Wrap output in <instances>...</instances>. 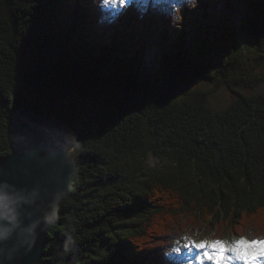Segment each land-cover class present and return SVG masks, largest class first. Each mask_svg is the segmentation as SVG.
I'll use <instances>...</instances> for the list:
<instances>
[{
    "label": "trees",
    "instance_id": "16d2710c",
    "mask_svg": "<svg viewBox=\"0 0 264 264\" xmlns=\"http://www.w3.org/2000/svg\"><path fill=\"white\" fill-rule=\"evenodd\" d=\"M102 3L0 0V158L21 108L78 149L39 264H179L164 254L201 225L213 241L264 240V90L244 93L264 86V0H243L239 28L199 14L211 36L192 48L180 15L153 28L136 1L112 20ZM149 29L162 82L143 69ZM207 85L234 100L218 109ZM82 95L96 107L79 131Z\"/></svg>",
    "mask_w": 264,
    "mask_h": 264
},
{
    "label": "water",
    "instance_id": "95a60500",
    "mask_svg": "<svg viewBox=\"0 0 264 264\" xmlns=\"http://www.w3.org/2000/svg\"><path fill=\"white\" fill-rule=\"evenodd\" d=\"M10 152L0 158V181L36 196L24 205V223L38 222L26 237L15 234L0 243V264H39L47 242L49 220L44 212L68 193L78 149L69 129L51 114L28 108L13 112L8 123Z\"/></svg>",
    "mask_w": 264,
    "mask_h": 264
},
{
    "label": "rangeland",
    "instance_id": "374dc122",
    "mask_svg": "<svg viewBox=\"0 0 264 264\" xmlns=\"http://www.w3.org/2000/svg\"><path fill=\"white\" fill-rule=\"evenodd\" d=\"M131 1H136V6L141 14L144 16H149L150 19L153 21V28H156L157 21L159 20V16L162 13L168 12L171 13L173 16H179L182 18L183 21V29L186 32V41L188 48H192L195 46L192 41L197 42L201 38H210V28L207 27L202 19L199 17V14H203L207 16L209 19L214 17H218L219 19L226 22L227 25L239 28L242 23V16L244 3L243 0H188L193 2L192 9L189 10H182V3L185 0H103V11L108 14L105 17L108 20H112L116 16L121 15L125 7ZM183 13V14H182ZM213 20V19H212ZM177 22H180L179 20ZM147 24V23H145ZM150 26V25H149ZM123 27V24L117 26L119 29V34L122 32L120 31ZM148 36H143L145 40L144 43H147L146 51L143 54V69L149 70L148 73H152L160 82H162V69L159 66L157 61V48L152 45V39L156 37V32L154 29L147 30ZM242 37V36H241ZM204 90H212V92L217 93L216 104L218 109H222L223 107L227 106L232 100H234L235 95L225 89V87L215 88L213 85H207L203 87ZM264 86H259L255 91L251 90H244L246 94H254L258 93L259 91H263ZM96 107L94 105L93 100H86V97L82 95L80 98V104L78 109V115L80 116L77 118V127L78 130L81 131L84 126V119L92 114V110ZM69 132L72 137V131L69 129ZM73 138V137H72ZM157 162V158L155 156H151L148 160V163L152 165L153 163ZM214 231L210 228H205V225H201L199 229L192 233V236H183L176 240V242L170 247L164 255H167L170 259L174 262H178L179 264H198L195 257L198 253H202V251H213L211 248V242ZM224 242L228 244H232L234 240H239L240 238H227L226 236L223 237ZM201 240H205L209 242V246H207L204 250H197V249H189L185 248L184 246L192 241L199 243ZM176 249H180L176 251ZM225 261H221V264H245V261L239 259L234 252H227L226 253ZM259 260H264V257H260ZM203 264H213L212 261L204 260ZM248 264H253V262H248Z\"/></svg>",
    "mask_w": 264,
    "mask_h": 264
},
{
    "label": "clouds",
    "instance_id": "9594fccd",
    "mask_svg": "<svg viewBox=\"0 0 264 264\" xmlns=\"http://www.w3.org/2000/svg\"><path fill=\"white\" fill-rule=\"evenodd\" d=\"M36 192H26L9 184L7 181H0V243L6 242L15 234L17 237H26L34 232L38 222L24 223V205L31 204ZM247 238L241 237L234 240L230 247L235 249L238 241ZM264 239V237H260ZM264 257V252L260 253ZM253 264H264V260H252Z\"/></svg>",
    "mask_w": 264,
    "mask_h": 264
},
{
    "label": "snow or ice",
    "instance_id": "6c2138e0",
    "mask_svg": "<svg viewBox=\"0 0 264 264\" xmlns=\"http://www.w3.org/2000/svg\"><path fill=\"white\" fill-rule=\"evenodd\" d=\"M231 244H228L224 241H212L211 248L213 251H202V253H198L195 257L198 264H203V261L206 259L208 261H212L213 264H221V261H225L228 259L226 257V253L231 251L236 253L237 257L243 261L245 264H248L249 257L252 260H259L260 253L264 252V240H242L238 241L235 249L230 247ZM207 246H209V242L205 240H201L199 243L192 241L186 244L184 247L189 249H197V250H204ZM180 249H176L179 251Z\"/></svg>",
    "mask_w": 264,
    "mask_h": 264
}]
</instances>
